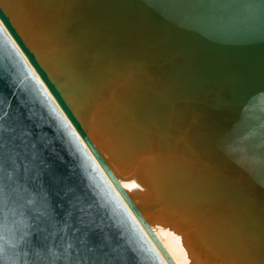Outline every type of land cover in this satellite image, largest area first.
<instances>
[{"label": "bare ground", "instance_id": "obj_1", "mask_svg": "<svg viewBox=\"0 0 264 264\" xmlns=\"http://www.w3.org/2000/svg\"><path fill=\"white\" fill-rule=\"evenodd\" d=\"M0 6L175 264H264V169L233 157L264 154V77L233 43L238 0Z\"/></svg>", "mask_w": 264, "mask_h": 264}, {"label": "water", "instance_id": "obj_2", "mask_svg": "<svg viewBox=\"0 0 264 264\" xmlns=\"http://www.w3.org/2000/svg\"><path fill=\"white\" fill-rule=\"evenodd\" d=\"M238 1L244 17V29L238 27V42L233 41L231 36L229 39L238 54L242 51L244 61L264 77V0ZM178 2L185 3L193 11L201 9L204 12L211 0ZM0 21L4 22L0 27V94L9 98L16 94L14 105L16 99L28 101L35 114L44 120V127L37 131L46 139L49 150L44 156L52 166V174L39 170L38 175L35 168L25 173L21 168L18 178L10 181L5 175L0 180L4 186V206L0 208V264H25L26 261L30 264H66L65 246L61 244L59 235L44 234L46 239H42L39 246L24 242V233L34 231L30 225L35 209L42 202V187L50 193L49 200L57 213L65 207L63 193L66 188L70 187L76 194L87 197L94 205L96 222L102 224L104 233L121 254L125 251L129 256L135 254L140 264H165L137 224L130 208L167 262L175 264L1 6ZM44 96L48 97L50 104L44 101ZM91 154L128 207L102 175ZM38 254L42 259H38ZM70 254L73 258L77 256L75 249Z\"/></svg>", "mask_w": 264, "mask_h": 264}, {"label": "snow or ice", "instance_id": "obj_3", "mask_svg": "<svg viewBox=\"0 0 264 264\" xmlns=\"http://www.w3.org/2000/svg\"><path fill=\"white\" fill-rule=\"evenodd\" d=\"M4 24L0 21V27ZM43 95V90L41 89ZM0 94V180L7 175L12 181L20 176V169L25 173L34 168L52 174V166L48 164L44 153L48 151L47 142L38 129L44 127V120L35 114L28 101L21 102ZM44 101L50 104L47 96ZM54 111V110H53ZM3 184L0 182V208L4 206ZM42 202L35 209L34 231L24 233L25 243L40 245L46 235L60 236L65 246L66 264H140L135 254L129 256L128 251L120 253L111 244L102 224L96 222L94 205L87 197L76 194L73 189L66 188L63 196L65 207L57 213L49 200L50 193L41 188ZM32 238H35L33 240ZM65 240L67 243L65 244ZM75 249L77 256L73 258L71 251ZM38 259H42L39 257ZM25 264H30L26 261Z\"/></svg>", "mask_w": 264, "mask_h": 264}, {"label": "rangeland", "instance_id": "obj_4", "mask_svg": "<svg viewBox=\"0 0 264 264\" xmlns=\"http://www.w3.org/2000/svg\"><path fill=\"white\" fill-rule=\"evenodd\" d=\"M250 137H248L247 139H249ZM239 147V146H238ZM236 148V151H234V154H233V157H235V156H237L238 157V155L240 156H242L243 158H244V161H245V163H250V164H252L253 165V163H254V165H253V167H258L257 169H259V170H263L264 169V162H263V159H264V154H262V152H263V150H260V152H258L255 148L252 150V148H249L247 145H243V146H241V148L239 147V148ZM245 147V148H244ZM245 149V150H242L243 151V153H242V151H240L241 149ZM238 150V151H237ZM235 152H237V153H235ZM239 152V153H238ZM245 153H246V155H245ZM235 154H237V155H235ZM249 157H248V156ZM259 156V157H258ZM252 159H251V158ZM255 157V159H257V157H258V159H257V161L255 160V159H253ZM260 158V159H259ZM248 161H246V160ZM248 159H251V160H253V161H249ZM261 160V161H260ZM255 161V162H254ZM252 162V163H251ZM261 162V163H260ZM261 165V166H260ZM263 165V166H262ZM261 167H263V168H261ZM264 171V170H263Z\"/></svg>", "mask_w": 264, "mask_h": 264}]
</instances>
